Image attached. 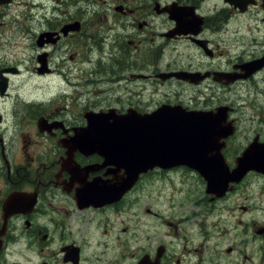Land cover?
<instances>
[{"label":"flooded vegetation","instance_id":"1","mask_svg":"<svg viewBox=\"0 0 264 264\" xmlns=\"http://www.w3.org/2000/svg\"><path fill=\"white\" fill-rule=\"evenodd\" d=\"M240 2L244 12L224 0H0V264H264V188L243 189L261 173L215 196L190 167L155 166L126 188L127 165L81 151L72 137L89 114L111 125L129 111L184 105L161 87L191 84L162 72L245 75L239 64L264 56V0ZM252 10L260 14L248 42L255 47L214 64L229 23ZM200 20L197 35L178 32ZM171 47L186 57L191 47L200 59L166 62ZM261 73L264 65L238 81ZM42 87L44 101L33 96Z\"/></svg>","mask_w":264,"mask_h":264},{"label":"water","instance_id":"2","mask_svg":"<svg viewBox=\"0 0 264 264\" xmlns=\"http://www.w3.org/2000/svg\"><path fill=\"white\" fill-rule=\"evenodd\" d=\"M263 61L245 66L252 71ZM228 110L229 106L221 105L216 110L185 112L180 106L163 105L150 117H124L118 125L99 127L98 139L110 141L101 144L103 147L128 154L135 175L148 166L184 163L199 170L209 191L219 194L230 181L240 180L251 169L264 172V142L257 137L237 158L235 168L230 170L225 163L221 140L233 132L232 121L227 120ZM119 139L124 144L111 145Z\"/></svg>","mask_w":264,"mask_h":264},{"label":"rangeland","instance_id":"3","mask_svg":"<svg viewBox=\"0 0 264 264\" xmlns=\"http://www.w3.org/2000/svg\"><path fill=\"white\" fill-rule=\"evenodd\" d=\"M213 2V0H210ZM256 10V9H255ZM251 11L245 16H239L229 23V28L223 33V41H220L218 50L223 51L218 58L213 62L214 64H221L223 66L228 64L229 60L235 59L237 53L244 49V47L249 50L255 47V45L248 44L249 38L252 37L255 30H252L260 17L259 12ZM234 29L240 30V32L245 33V37L242 39L236 38L238 35L233 32ZM20 41V40H19ZM189 56L186 62L191 63L196 62L200 59L198 53L192 51V48H188ZM17 57L21 65H25L26 62V50L24 45L19 46L17 49ZM211 61V60H209ZM27 68L26 66H24ZM35 83L37 79H35ZM213 85V84H212ZM223 87V86H222ZM196 88L200 87L181 84L176 81H170L164 83L161 87V92H182L185 95L182 98L191 104L196 102L189 98V95L193 94ZM220 98L222 103H229L235 107L234 116L240 122V131L237 137L232 139L230 150L232 152L241 151L244 146L248 143L249 139H252L256 133H260L264 138V73H261L256 77V80H251L246 83H238L232 87H223L218 94L210 96V102L215 103ZM204 104V103H199ZM215 104L209 105L210 107ZM231 157V156H230ZM246 188L249 191L259 190L264 188V176L263 175H252L245 184H243V189ZM264 203V201H263ZM256 216H263V212L260 210L253 211Z\"/></svg>","mask_w":264,"mask_h":264}]
</instances>
